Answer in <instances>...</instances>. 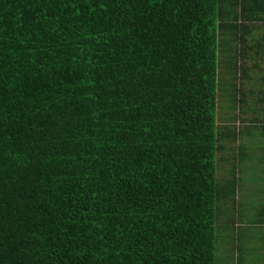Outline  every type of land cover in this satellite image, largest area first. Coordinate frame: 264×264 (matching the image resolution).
Returning a JSON list of instances; mask_svg holds the SVG:
<instances>
[{"label":"trees","instance_id":"1","mask_svg":"<svg viewBox=\"0 0 264 264\" xmlns=\"http://www.w3.org/2000/svg\"><path fill=\"white\" fill-rule=\"evenodd\" d=\"M253 33L264 0H0V264H233L224 234L242 260ZM237 69L259 88L229 91L238 131L217 104Z\"/></svg>","mask_w":264,"mask_h":264},{"label":"rangeland","instance_id":"2","mask_svg":"<svg viewBox=\"0 0 264 264\" xmlns=\"http://www.w3.org/2000/svg\"><path fill=\"white\" fill-rule=\"evenodd\" d=\"M260 62V61H259ZM250 62H247V65H250ZM262 65H264V63L261 62ZM219 68V66H218ZM238 68V67H237ZM233 71V70H232ZM220 76H219V85H218V98H217V104H219L218 107V118H219V123L222 122V117L223 114L224 115H232L234 116V118L231 119V121L229 122L231 124V126H233L237 131L238 130H246V126L249 119L251 118V116L253 115V111H257V115L259 116L260 119H264V103L263 102H257L253 99L250 100L249 104L253 105L255 107L254 110H250L249 113L250 114V118L247 117V115H243L242 114V106H238V100L234 99L233 97H230L231 95L229 94V91L232 90L236 85L237 88L239 87L238 84L243 85V82H245V86L246 88H258L256 86V81L253 80V78L255 77V74L251 75L252 78L251 80H247V79H243L242 78V74L240 75V72L238 71V69L235 71V75H236V79L234 80V76L232 74L228 75V73H222L219 72ZM238 73H239V77H238ZM252 72H250L249 74H251ZM228 76V77H227ZM251 84H250V83ZM227 83V84H226ZM244 86V89H245ZM259 89V88H258ZM236 91V90H235ZM237 98V97H236ZM232 103H236L237 106H235L233 109L231 107ZM258 104V105H257ZM228 106L230 108L227 109V114L224 111V107ZM250 105V107H251ZM246 123V124H245ZM258 130H261V126H263L262 121L257 122ZM249 130V129H247ZM254 130V129H252ZM260 141V140H258ZM258 141H253L250 140V138L245 135L244 140L241 141V143L243 145H245V149L243 152V157L242 160L243 163H247L250 164L252 167H254L255 165H258V159H255L253 157V153L250 151H254L255 149L253 148H261L264 145V139H262V141L260 143H258ZM236 143V142H235ZM252 144L251 147L248 146V144ZM237 145H238V141H237ZM259 151L261 149H258ZM263 152V151H261ZM243 163L240 164H235V175L237 176V182H243L246 180H252V178L248 177L246 180H243L241 178L244 177V175H249L251 172V169L248 168L246 171L243 170L242 166ZM219 171V170H218ZM252 173V172H251ZM220 174V175H219ZM218 176H223V173L220 172L218 173ZM236 192L240 191L239 189V185L235 187ZM252 190V188H251ZM235 198V195H234ZM252 198V191L249 192V194L247 195V197L244 196V203L248 205V208L246 210H242L241 208H239L240 203L239 200L234 199V204L239 203L237 206H235L234 208V212L236 214V219L238 222V225L235 231H239L241 234V237L244 236V238H239L238 244H239V248H240V252L239 254H242V260L241 258L238 256L237 257V252H233V256L234 258L228 257L225 258L224 253L222 252V250H224L223 248V243L220 239L217 238V247L219 248L218 250V257L219 260H233V264H236L237 261H239V264H264V256H262L264 254V216L263 215H259L256 216L253 214L252 211H256L257 213L261 212V209L264 206V195L263 194H258L256 195L253 200H251ZM237 214H239V217H237ZM221 223H218V225H220ZM249 229H253L254 231H258L259 230V234L257 235L256 238H253L252 233H245L242 234L241 231L242 230H249ZM222 231V230H221ZM219 230V232H221ZM250 236V238H249ZM240 237V236H239ZM248 237V238H247ZM238 247V246H236ZM217 248V249H218ZM217 257V260H218ZM231 258V259H230ZM219 264V263H218ZM224 264V263H223Z\"/></svg>","mask_w":264,"mask_h":264},{"label":"crops","instance_id":"3","mask_svg":"<svg viewBox=\"0 0 264 264\" xmlns=\"http://www.w3.org/2000/svg\"><path fill=\"white\" fill-rule=\"evenodd\" d=\"M255 37H260V45L263 46L264 48V33H253L252 34V39H254ZM262 55L260 57V62L258 61L257 63L260 64V68L263 69L264 71V65L261 64L264 63V49L262 50ZM257 70V69H256ZM255 72H258L256 71ZM257 98L259 99H264V93L261 92V93H257V95H255ZM246 135V134H245ZM253 157L255 159H258V165H255L254 167H252L250 164H247V163H243V170L246 171L248 168L251 169V172L249 175H244L243 180H246L248 177L252 178V180H246L243 182H237L236 186L239 185V189L240 191H237L235 193V201L236 199L239 200V203H240V206L239 208H241L243 211L246 210L248 208V205L244 203V196L247 197V195L249 194V192L252 191V198L251 200H253V198L258 195V194H263L264 195V153L263 152H256V153H253ZM252 188V190H251ZM237 203V205L239 204ZM236 203L234 205V208L235 206H237ZM234 208H233V211H234ZM223 210L225 208H222ZM254 215H256V211H252ZM263 216H264V206H263V210H262V213H261ZM237 216H239V214H237ZM254 232V230L252 231ZM222 243H223V248L226 246H228L227 244V238L224 235H222V237H220ZM264 256V254L262 255Z\"/></svg>","mask_w":264,"mask_h":264}]
</instances>
